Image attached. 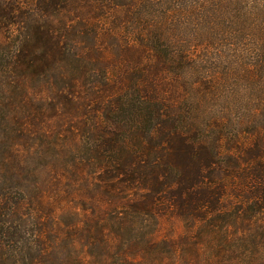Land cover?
Returning <instances> with one entry per match:
<instances>
[{"label":"trees","instance_id":"trees-1","mask_svg":"<svg viewBox=\"0 0 264 264\" xmlns=\"http://www.w3.org/2000/svg\"><path fill=\"white\" fill-rule=\"evenodd\" d=\"M167 246L264 264V0H0V264Z\"/></svg>","mask_w":264,"mask_h":264},{"label":"rangeland","instance_id":"rangeland-1","mask_svg":"<svg viewBox=\"0 0 264 264\" xmlns=\"http://www.w3.org/2000/svg\"><path fill=\"white\" fill-rule=\"evenodd\" d=\"M188 224L184 223L176 216H163L160 218L158 230L155 233V239L157 241H170L173 242L174 238L178 239L181 236L188 233ZM191 235V234H189ZM195 240V237L194 239ZM175 251V248H173ZM111 259V257H109ZM153 264H183L181 262H175L172 254L171 247L168 246L159 251Z\"/></svg>","mask_w":264,"mask_h":264}]
</instances>
